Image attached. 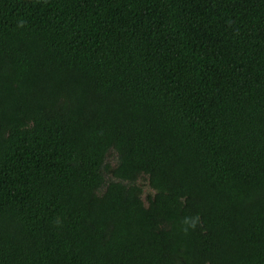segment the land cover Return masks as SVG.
<instances>
[{
	"label": "trees",
	"instance_id": "16d2710c",
	"mask_svg": "<svg viewBox=\"0 0 264 264\" xmlns=\"http://www.w3.org/2000/svg\"><path fill=\"white\" fill-rule=\"evenodd\" d=\"M0 264H264V0H0Z\"/></svg>",
	"mask_w": 264,
	"mask_h": 264
},
{
	"label": "rangeland",
	"instance_id": "374dc122",
	"mask_svg": "<svg viewBox=\"0 0 264 264\" xmlns=\"http://www.w3.org/2000/svg\"><path fill=\"white\" fill-rule=\"evenodd\" d=\"M139 183L143 189V199H145L147 194L152 193V190L149 188L147 181L144 177L139 179Z\"/></svg>",
	"mask_w": 264,
	"mask_h": 264
}]
</instances>
